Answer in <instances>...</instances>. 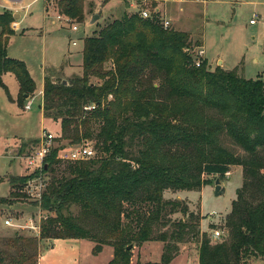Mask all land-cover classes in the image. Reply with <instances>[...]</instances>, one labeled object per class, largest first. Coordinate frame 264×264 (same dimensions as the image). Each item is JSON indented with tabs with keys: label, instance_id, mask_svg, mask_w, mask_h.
Wrapping results in <instances>:
<instances>
[{
	"label": "trees",
	"instance_id": "16d2710c",
	"mask_svg": "<svg viewBox=\"0 0 264 264\" xmlns=\"http://www.w3.org/2000/svg\"><path fill=\"white\" fill-rule=\"evenodd\" d=\"M152 2V17L125 13L83 39L82 75L45 76L40 105L45 117L60 123L58 139L93 141L99 154L52 177L41 206L53 215L43 221L40 238L17 233L6 240L0 264H39L43 239H88L96 243L94 254L112 246L108 264H170L197 226L165 220L167 208L175 212L180 205L166 200L165 190L201 189L204 174L224 180L234 165L242 166L244 182L226 217L228 236L202 234L199 264L264 262V80L212 69L207 58L196 66L185 51L193 47L191 34L165 28ZM57 11L86 21L85 0H58ZM14 19L11 10L0 12V89L12 99L3 75L14 74L24 107L37 83L24 60L8 55ZM91 104L96 108L85 109ZM63 147L52 149L45 173L56 171ZM30 177L9 178L11 197ZM10 204L0 197V206ZM160 224L171 225V232L156 236ZM152 240L165 242L161 261L132 262L128 246Z\"/></svg>",
	"mask_w": 264,
	"mask_h": 264
},
{
	"label": "rangeland",
	"instance_id": "374dc122",
	"mask_svg": "<svg viewBox=\"0 0 264 264\" xmlns=\"http://www.w3.org/2000/svg\"><path fill=\"white\" fill-rule=\"evenodd\" d=\"M57 2L58 0H24L21 4L14 5L17 13L25 14L24 27L34 29L27 36H18L10 51H21L24 46L33 48L35 53L30 51L27 57L37 83V91L33 94V99L25 100V104L32 101V108L25 110L16 100L18 87L14 76L7 74L5 83L12 99L16 101L10 100L7 92L0 89V197H7L11 202V207L0 206L1 249L5 241L13 239L17 233L28 238L34 237L28 230L5 225L4 219L14 218L23 222L30 213L39 212L38 204L28 200L18 189L15 196L11 197L13 189L9 178L14 175L28 176L31 173L27 170L25 156L39 145L45 130H50L57 136L55 146L69 148L76 145L66 140L60 141V123L44 117L39 108L42 96L38 91L45 75L55 74L59 79L82 75L81 51L85 37L97 33L100 28L121 18L125 13L132 14L143 9L152 12L154 5L152 0H85L86 21L76 23L66 20L65 15H61L63 19H58L60 13L57 11ZM8 6L5 0H0V12L8 9ZM158 6L161 8L160 15L170 20V28L191 34L193 53H190L194 57L200 49V46L196 47L199 43L205 50L203 58L209 60L212 69L217 66L228 70L237 69L239 75L246 79L264 80V0H158L156 7ZM95 14L101 17L96 23L90 24ZM53 19L56 20L55 24L52 23ZM251 20H255V23H251ZM74 25L78 26L77 30L73 29ZM93 80L99 82L97 79ZM232 143L228 138L225 139L226 145L231 146ZM91 144L96 148L95 142L92 141ZM96 151L98 153L97 148ZM69 163L72 162L60 159L54 173H45L48 182L55 175L62 176ZM230 171L231 176L222 180L225 191L219 196L215 194L214 176L207 174L203 175L207 183L201 189L165 190L166 200L180 203L175 212H169L167 208L165 220L174 222L186 219L197 226L194 235L191 234L178 245L177 256L170 264H199V239L204 233L212 236V230L219 228L227 238L228 233L224 227L226 217L237 197V190L244 182L242 166H231ZM182 206H187V213L181 211ZM43 210L53 215L46 209ZM72 211L77 213V208L73 207ZM171 230V225L160 224L155 226L154 232L158 236L162 232L170 233ZM95 244L88 239L39 240V264H108L114 256L113 247L106 245L99 254H94ZM164 246L165 242L159 240L147 241L142 245L133 244L132 262H160ZM263 263L262 258L249 262Z\"/></svg>",
	"mask_w": 264,
	"mask_h": 264
},
{
	"label": "built area",
	"instance_id": "2783aa9c",
	"mask_svg": "<svg viewBox=\"0 0 264 264\" xmlns=\"http://www.w3.org/2000/svg\"><path fill=\"white\" fill-rule=\"evenodd\" d=\"M155 12L159 13V20L163 24L165 28L169 27L170 20L166 17L160 15V9H155ZM141 16L144 18L152 17V12L148 10H141ZM58 19H63L61 15L58 16ZM70 18L67 17L66 20L69 21ZM71 21V19H70ZM251 23H255V20H251ZM74 30L78 29L77 25L73 26ZM75 43V42H74ZM200 46V49L195 54V64L196 66H200L203 57L205 56V50L202 48V45H196V47ZM186 52H192V47L186 48ZM193 53V52H192ZM33 99L32 97H28ZM25 110H30L32 108V101L29 100L28 103L24 106ZM96 105L91 104L85 107L87 110L95 109ZM56 135H54L51 131H43L42 136L40 138L39 145L34 148V150L25 156V163L27 170H30L31 173L28 176H31L26 184L18 189L19 193H22L28 200L35 202L38 204V213H30L28 217L20 222L18 219L14 218H6L4 219V224L7 226L15 227L18 230H28L32 235L39 237L41 234V227L43 221H45L50 214L44 212L41 202L43 199V195L47 190L48 186V177L45 176L44 167L46 158L50 155L52 149L55 146ZM97 157L96 148L91 144V142H83L76 144L71 147L62 148L58 154L59 160L70 161V162H79V161H87ZM231 176V171L226 173V177ZM16 222H14V221ZM224 235L223 231L219 228L212 230V238L217 240L222 238Z\"/></svg>",
	"mask_w": 264,
	"mask_h": 264
},
{
	"label": "crops",
	"instance_id": "0c3cea01",
	"mask_svg": "<svg viewBox=\"0 0 264 264\" xmlns=\"http://www.w3.org/2000/svg\"><path fill=\"white\" fill-rule=\"evenodd\" d=\"M6 2H7V4L9 5L8 6V9H11V10H13V12H14V15H16L17 14V17L15 18V19H18V20H16V21H14L13 23H12V28L15 30V34L14 35H12L11 37H10V40H9V44H8V55L9 56H11V57H14V58H18V59H21V60H24L26 63H27V66H28V68H29V70H30V73L32 74V71H31V68H30V61H29V57H27L28 55V53L31 51V52H34V50H32L33 48H30L29 46H24L23 48H22V50L20 51V50H13V51H10V49L15 45V42H16V40H17V37L19 36H23V35H25V36H27V35H29V32L30 31H33V29H34V27H24V25H23V19H24V15H22L21 13H17V11H15L14 10V5L15 4H21L22 2H24V0H5ZM156 1H158V0H156ZM132 6H133V4H132ZM157 9H161L159 6L158 7H156ZM52 23L53 24H55L56 23V20H52ZM22 29H24L25 31L24 32H22V31H20V30H22ZM44 33V32H43ZM22 52V53H21ZM35 53V52H34ZM82 65V64H81ZM63 71V70H62ZM7 74H10V75H12V76H14L15 77V75L14 74H12V73H6V74H4L3 75V81L5 82V79H6V76H7ZM45 74H47V73H45ZM51 75V74H50ZM33 76V75H32ZM45 76H47V75H45ZM53 78H56V76H55V74L54 75H51ZM45 78V77H44ZM15 79H16V77H15ZM16 81H17V79H16ZM6 84V83H5ZM17 87H18V94H19V83H18V81H17ZM43 87H44V79H43V85H42V87L40 88V90L38 91L39 92V94L42 96V98H41V101L43 100ZM18 94H17V97H18ZM13 98V97H12ZM10 100H12V101H16L17 100V98H16V100L15 99H10ZM40 106V105H39ZM40 108V107H39ZM41 110H42V113H43V109L42 108H40ZM43 115H44V113H43ZM45 117V116H44ZM50 131V130H49Z\"/></svg>",
	"mask_w": 264,
	"mask_h": 264
},
{
	"label": "water",
	"instance_id": "95a60500",
	"mask_svg": "<svg viewBox=\"0 0 264 264\" xmlns=\"http://www.w3.org/2000/svg\"><path fill=\"white\" fill-rule=\"evenodd\" d=\"M14 17L16 18L17 17V14L14 15ZM100 15L99 14H95L91 21H90V24H94L96 23V21H98L100 19ZM64 83H67L66 80H64ZM28 98V96H26ZM40 108H42V105L39 106ZM48 167V163L45 164V168ZM225 191V187L222 186V180L220 178H217L216 181H215V194L217 196L223 194ZM132 249V245L128 246V250H131Z\"/></svg>",
	"mask_w": 264,
	"mask_h": 264
}]
</instances>
